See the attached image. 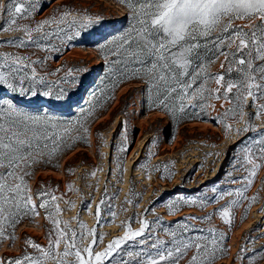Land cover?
I'll return each mask as SVG.
<instances>
[{"label": "snow or ice", "instance_id": "snow-or-ice-1", "mask_svg": "<svg viewBox=\"0 0 264 264\" xmlns=\"http://www.w3.org/2000/svg\"><path fill=\"white\" fill-rule=\"evenodd\" d=\"M113 3L122 10L125 23L98 44V54L106 65L107 83L100 90L103 102L93 93L87 108L80 107L78 113L66 116L65 110L70 112L75 103L74 89L81 83V74L89 69L65 64L53 68V58L83 32L105 23L104 5L92 13L91 5L85 9L74 3L61 4L37 20L43 10L39 0H0V34H17L0 39V245L9 241V247H14L17 228L25 220L36 223L41 209L51 225L46 245L26 237L22 254L0 257V264H216L230 252L225 241L235 227L236 210L244 209L242 222L260 200L259 192L247 193L264 169V0ZM125 85L137 86L148 110L162 113L172 122L211 121L226 139L242 137L234 171L227 173V182L239 186L214 185L211 196L204 191L167 201V215H175L185 206L203 211L211 204H220L211 213L189 214L174 224L159 215L149 220L148 213L155 212L152 207L136 211L120 221L122 234L106 241L109 234L99 231L101 227L127 213L126 206L139 209L137 200L142 194L134 185L119 212L114 201L119 200L120 190L109 196L107 181L94 210V199L82 200V208L95 220L96 226L89 227L79 213L71 220L60 218L65 211L60 201L68 210L76 204L64 194L57 196L58 187L40 184L34 190L31 182L40 168L58 170L59 161L80 143L90 144L92 125ZM121 125L126 127V121ZM99 139H103L102 134ZM118 151L124 156L117 157L115 174L117 182L123 183L128 144L122 143ZM155 155L149 149V159ZM174 163L152 169L146 163L139 167L148 179L156 171L167 180L175 175ZM101 171L94 169L90 176L96 178ZM66 172L74 174L71 167ZM234 172L242 174L237 178ZM89 187L100 191L98 181ZM67 191L79 189L69 183ZM260 211L264 212V207ZM213 216H218L227 230L218 229L212 223ZM260 228L258 225L250 231ZM256 239L250 234L244 237L237 253L242 264L264 260V245L257 249Z\"/></svg>", "mask_w": 264, "mask_h": 264}, {"label": "rangeland", "instance_id": "rangeland-1", "mask_svg": "<svg viewBox=\"0 0 264 264\" xmlns=\"http://www.w3.org/2000/svg\"><path fill=\"white\" fill-rule=\"evenodd\" d=\"M68 3H74L85 9L91 5L92 13L101 11V4H103V15L106 20L96 29L83 32L80 37L63 48L61 54L53 58V68L65 64L66 66H80L89 69L87 73L81 74V83L74 89L75 103L70 112L65 110L66 116L78 113L80 107L87 108L92 102L93 93H96L103 102L100 90L104 89L107 83L106 65L98 54V44L125 23L122 18V10L116 7L113 0H39L43 10L37 14L36 19H43L50 15L53 9ZM12 35L17 34H0V39H7ZM121 121H126V127L121 125ZM92 133L89 145L80 143L75 151L70 152L59 161L58 170L51 166L40 168L31 183L34 190L38 189L40 184L48 185L51 189L58 187V191L55 193L57 196L64 194L65 199H70L76 204L75 208L68 210L67 205L60 201V207L65 209L60 218L71 220L79 213L80 219L89 227L96 226L95 220L82 208V200L87 203L94 199L95 202L92 203L94 210L95 204L104 194L107 181L109 196L117 189L120 190L119 200L114 201L119 212V206L125 199L129 187L134 185L135 191L142 194V199L137 200L140 207L135 209L126 206L129 208L127 213H120L115 223L101 227L99 231L109 234L106 241L122 234L118 228L120 221L125 220L127 216H131L136 211L152 207L155 212L148 213L149 220L154 219L155 215H159L164 218L165 222L174 224L189 214L203 216L211 213L219 208L220 204H211L203 211L197 207L185 206L181 212L167 215V209L164 207L167 201L180 196H195L204 191H207L211 196L210 189L214 185L224 188L239 186L227 182V173L234 171L232 166L234 158L239 153V146H242L240 145L242 137L226 139L222 129L211 121L207 124L195 121L179 124L172 122L162 113L148 110L143 93L135 85H125L117 92L116 101L106 105V110L102 111L100 119L92 125ZM100 134L103 135L102 140L99 139ZM125 135L127 136L126 141H124ZM152 140L156 141L155 145L150 144ZM124 142L129 146L124 162L127 171L124 173L123 183H118L115 168L117 157L124 156L118 151L119 146ZM149 149L156 153L151 159H149ZM208 153H219V156L207 155ZM167 162H175V175L167 180L162 179L161 173L156 171H152L151 179H148L146 172L139 167L140 164L146 163L149 169H152L158 164L162 165ZM69 167L74 170V174L66 172ZM97 168H102L103 171L98 172L96 178H92L90 173ZM109 169L112 170L111 174ZM241 174L234 172V177L238 178ZM97 181L100 187L99 192L95 191L94 187H89V185L95 186ZM69 183H73L79 191L68 192L67 184ZM258 192L259 202L252 205L247 218L242 222L240 217L244 209L236 210L235 227L231 230L230 239L225 241L230 252L218 259L216 264H242L237 253L244 244L246 235L257 237L255 242L257 249L264 245V238H260L264 236V212L260 211L264 207V169L259 171L254 185L247 195L252 196ZM224 203L226 201H221V204ZM40 212L41 215L36 218V223L25 220L17 228V240L14 247H9V241L0 245V257L9 259L20 256L22 242L26 237H31L41 245L47 244L46 232L51 225L45 220L44 211L41 209ZM212 223L220 230H227V226L218 216H213ZM258 225L261 226L259 231H250ZM76 226V222L73 221L72 227ZM28 251L32 252L33 250L29 248ZM258 264H264V260L259 261Z\"/></svg>", "mask_w": 264, "mask_h": 264}]
</instances>
